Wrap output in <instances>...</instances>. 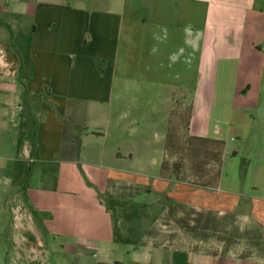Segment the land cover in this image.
<instances>
[{
	"label": "crops",
	"instance_id": "0c3cea01",
	"mask_svg": "<svg viewBox=\"0 0 264 264\" xmlns=\"http://www.w3.org/2000/svg\"><path fill=\"white\" fill-rule=\"evenodd\" d=\"M176 90L189 134L224 141L211 186L148 175L162 160L135 152L159 141L123 139L146 119L141 135L162 140ZM150 179L167 202L236 212L264 237V0H0V264H49L57 248L55 264H264L156 241L166 204L121 227L107 202L129 200L113 187Z\"/></svg>",
	"mask_w": 264,
	"mask_h": 264
},
{
	"label": "rangeland",
	"instance_id": "374dc122",
	"mask_svg": "<svg viewBox=\"0 0 264 264\" xmlns=\"http://www.w3.org/2000/svg\"><path fill=\"white\" fill-rule=\"evenodd\" d=\"M176 51L178 52L177 48ZM170 60H172V57ZM174 99V106L167 124L166 135L164 138L163 136L161 137L162 140H158L157 136L151 133L149 135H141L143 130L146 129V125L151 123L146 119L139 120L138 123L136 121L131 122L127 132L124 134V136L126 134L127 136L123 137V139H136L139 142L142 138H145V142H150L151 145L159 141L156 147L153 145L154 149L152 152L146 149L143 153L140 151L135 152V156H140L139 160L156 157L157 160H162L160 168L156 170L154 166V169H150L147 172L148 175L152 172L157 174L160 171V177L167 178L174 176L178 181L190 182L195 185L199 183L213 185L218 176L220 147L215 143H201L200 141L190 139L187 122L192 105L178 90L174 93ZM138 106L143 105L140 104ZM135 128L138 131H135ZM134 162L135 164L131 168L132 171L139 172L145 169L139 166L140 163H137V159ZM149 181V184H122L118 187H113L116 196L122 195V199L129 200L127 202L122 201L120 209H116L117 207L114 206L113 202H107L110 209L112 208L111 210L114 212L116 220L120 221L121 227L122 224L125 225V223L132 222L134 225H138L137 228L140 229L143 217L127 216L126 213L130 210L138 211L143 209L148 216L153 217L159 211L158 206L155 204L157 202L162 205L166 204L168 208V211L160 217L158 223L152 229V234L156 237V241L160 243L168 242L180 247L186 246L195 250H205L213 253H225L231 249L245 256L253 252L264 254V244H262L261 239H258V232L261 231V226L254 220L246 219L236 212H227L224 215H219L213 211L196 210L181 202H167L164 199L166 195H158L151 192L156 183H153L154 179H150ZM136 195H138V198L133 203L131 199ZM95 218L101 219L97 216ZM144 220L146 221V219ZM194 220H199V222L194 224ZM120 230L122 231V228H119L116 233L118 242H122ZM99 234L103 235V233ZM47 235L44 236V240L52 246L53 244L62 242L61 236ZM58 250L60 249L57 248L52 254L53 256L50 257L49 264H55L59 256ZM71 250H68L66 254L74 255ZM99 252L100 250L96 254L98 255ZM63 254H60L62 264H66L65 255Z\"/></svg>",
	"mask_w": 264,
	"mask_h": 264
},
{
	"label": "trees",
	"instance_id": "16d2710c",
	"mask_svg": "<svg viewBox=\"0 0 264 264\" xmlns=\"http://www.w3.org/2000/svg\"><path fill=\"white\" fill-rule=\"evenodd\" d=\"M191 113H192V108H191V111L188 115V122H187V126H188V123H189V119H190V116H191ZM190 139L191 140H196V141H200L201 143H215L217 144L220 148H219V154H220V160H219V170H218V176H217V179L219 177V174H220V167L222 165V160H221V155L223 154V150H224V141H221V140H212V139H208V138H203V137H197V136H193V135H190ZM196 185H200V186H211L210 184H207V183H202V184H196ZM194 224H197V222H199V220H194ZM195 228V227H193ZM261 232V231H260ZM258 232L259 234V238L258 239H261L262 240V244H264V237H263V234Z\"/></svg>",
	"mask_w": 264,
	"mask_h": 264
}]
</instances>
